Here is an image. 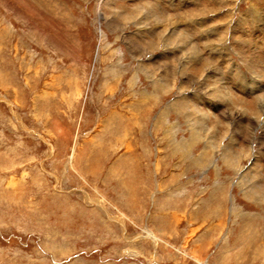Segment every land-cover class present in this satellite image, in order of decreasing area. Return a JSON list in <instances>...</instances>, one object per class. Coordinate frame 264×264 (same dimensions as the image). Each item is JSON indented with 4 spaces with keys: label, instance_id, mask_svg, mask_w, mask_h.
Returning <instances> with one entry per match:
<instances>
[{
    "label": "rangeland",
    "instance_id": "1",
    "mask_svg": "<svg viewBox=\"0 0 264 264\" xmlns=\"http://www.w3.org/2000/svg\"><path fill=\"white\" fill-rule=\"evenodd\" d=\"M0 264H264V0H0Z\"/></svg>",
    "mask_w": 264,
    "mask_h": 264
},
{
    "label": "bare ground",
    "instance_id": "2",
    "mask_svg": "<svg viewBox=\"0 0 264 264\" xmlns=\"http://www.w3.org/2000/svg\"><path fill=\"white\" fill-rule=\"evenodd\" d=\"M177 46V45H176Z\"/></svg>",
    "mask_w": 264,
    "mask_h": 264
}]
</instances>
